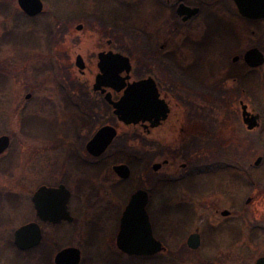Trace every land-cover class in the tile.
Returning a JSON list of instances; mask_svg holds the SVG:
<instances>
[{
	"label": "rangeland",
	"instance_id": "obj_1",
	"mask_svg": "<svg viewBox=\"0 0 264 264\" xmlns=\"http://www.w3.org/2000/svg\"><path fill=\"white\" fill-rule=\"evenodd\" d=\"M41 1L43 13L27 18L16 0H0V136L11 139L0 156V264H54L55 254L68 247L81 251V264H254L264 255V242L255 235L264 227V65L247 71L242 61L233 64L232 60L254 47L264 53V24L241 21L230 0H215V6H204L190 24H176L177 28L171 21H161L149 0ZM79 25L83 28L77 31ZM19 37L30 43L20 44ZM107 40L112 41L111 49L130 58L134 79L152 75L171 104L184 108L186 128L191 126L186 120L211 128L216 147L223 146L220 151L243 157L239 166L247 171L246 185L228 187L227 181L236 173L233 170L224 174L227 186L223 191L214 188L206 196L187 193L178 182L158 183L177 179L183 174L180 165L188 162L178 154L171 157L168 151L160 155L164 145L177 146L170 143L182 127L175 118L148 137L140 126L114 121L105 107L95 111L98 115L89 112L92 116L88 115L84 127L78 116L65 112L62 87L74 101L84 94L101 100L90 95L97 74L96 54L109 49ZM78 55L87 64L84 76L75 67ZM191 69L199 84L179 74ZM28 93L31 98L26 100ZM240 101L259 113L256 129L249 131L243 125ZM34 116L39 117L38 124L50 128L51 140L25 135L22 120ZM108 123L116 127L118 136L108 151L106 168L96 175L84 145ZM76 128L80 130L75 133ZM70 153L87 164L88 183L99 196H92L89 188L76 191L77 169L69 166ZM166 158L169 165L148 183L151 165ZM258 158L261 162L255 166ZM125 161L134 165V174L114 193L112 186L118 180L108 169ZM235 162L239 158L216 164ZM62 182L77 193L73 201L76 222L45 226L39 247L19 251L13 245L14 232L34 221L33 192L42 184ZM139 188L151 193L147 211L154 235L165 247L153 257H128L116 247L121 214ZM223 210L231 215L222 218ZM197 228L202 246L193 252L186 241Z\"/></svg>",
	"mask_w": 264,
	"mask_h": 264
},
{
	"label": "flooded vegetation",
	"instance_id": "obj_2",
	"mask_svg": "<svg viewBox=\"0 0 264 264\" xmlns=\"http://www.w3.org/2000/svg\"><path fill=\"white\" fill-rule=\"evenodd\" d=\"M149 1H151V3L153 4V8L155 9L156 14H158L160 17H162L161 21L163 20L165 22V24H167L168 21H171V24H173V26L176 28L178 27L176 24L182 25V26H186V25L190 24L194 19H196L202 13L204 6H215L216 5L215 0L214 1L213 0H149ZM230 1L233 3L236 14L238 15L239 19H241V21H244L247 24L248 23H263L264 24V19L251 20V19H248L246 17L241 16L237 10V7H236L234 1L233 0H230ZM16 4H17V0H16ZM17 7H18V4H17ZM18 9L20 10L19 7H18ZM20 12L27 18H35V17H29V16L25 15L21 10H20ZM207 16H206L205 23H206V21H208ZM79 26H81L83 28L82 25H79ZM82 28H81V30H82ZM207 28L209 29V26L206 23V30H207ZM76 30L80 31L77 28H76ZM263 37H264V34H263ZM3 42H5V41H3ZM18 42L20 44H29L30 43V41H18ZM106 44H107V47H109V49L106 51H101V52L96 54L97 74L94 76V83L92 85L91 95H90V96L98 95L101 98V100H99V102H96L91 97H89V95L84 94V96H82V98L74 101L71 96L67 95V93H66L67 89L65 87H62L61 91L64 93V96L66 95L64 100L67 102L64 104L65 109L67 110L65 112H67L71 116L74 114L76 116H78V120L80 121L81 126L84 127V126L88 125L87 123H88V115H89L88 113L89 112H93V111L95 112V111H98V109L105 107L108 111V114H110L112 116V119H114V121H116L117 123L122 124L124 126H140L145 131V133L148 137H152L151 134L153 131H155L156 129H161V128L166 127L168 122L175 118L176 125H178V122H180L179 124H182V127L179 128L178 135L175 137L174 140H171L170 143L173 144L176 142L177 146L172 147L169 145L168 146L164 145L165 148H164V146L162 147L160 155H162V154L165 155V154H167V151H168L170 153L171 157L176 158L177 154H178L182 158H187L188 162L182 163L180 165V170L183 171V174H181L177 179L165 178L163 180L162 179L159 180L158 183L167 184V183L178 182L181 185L182 189H185V191L187 193H190L194 196L195 195L196 196L210 195L216 191L215 189H218L219 191H223L222 190L223 186L226 187L228 185V187L231 188L232 186H234V184H235V186H239L240 184H242L241 182H243V184L246 185L247 171L239 166L241 164L243 157L242 158L241 157H232L230 152L224 151L225 149L223 151H220L223 149V146L220 145L219 149L216 147L215 136H214V133L211 130V128L205 129L203 127H200L198 123H196V125H195L193 123V120L192 121L186 120V122L188 124L189 123L191 124V126H189V128H186V126L183 125V123H185V119H184L185 116L183 113L184 108H182L180 105H174L173 106L171 104V100H169L168 96H167L168 94L162 88H160V84L156 81V79L152 75H148L145 78L134 79L132 76V70L133 69H132L131 60L129 57H127L125 55H123V56H125L129 59V63L131 66V71L128 74L129 79L126 80V82H125L126 85L136 83L139 81H143V80L151 79L153 81V84H154L156 90H157V93L159 95V99L165 103V106L168 109V111L166 113L165 118L159 119L156 114H153V115L150 114L145 122H139L137 124L127 125V124H124L123 122H121L120 120H118L117 116L114 114V107L110 104V102H108L106 100V96L109 94L110 100L112 102H118L120 100V98L123 96L125 88H123L121 91H117L114 88L109 87V86H101L98 90H96V91L94 90V86H95L97 76L102 75L100 69L98 68L99 55L100 54H108V53L122 55L121 53L116 52L110 48V47H112V41L111 40H107ZM162 48H163V46L161 47V49ZM254 48H257L259 51H261L258 47H254ZM248 50H250V49H247L241 57L236 56V57H238V60H236V61L232 60L233 64H237L239 61H242V67L244 66V68L247 69V71H248V69L253 71V70H256V69H259L260 67H262L264 64L258 68H255V69L249 68L247 66V64L244 61V55ZM263 55H264V53H263ZM77 57H80L82 60V63L84 66V68L82 70H79L78 67L76 66ZM77 57L75 59V67L78 69V73L81 76H84L86 74L87 64L85 63V60L81 55H78ZM247 71H246V75H247ZM179 74L184 79L190 80L193 83H196V84L200 83V81H198L199 80L198 75L196 73H193L192 69L189 70L188 72L184 70V71L180 72ZM126 75L127 74L125 72H123L119 76L125 77ZM81 93L83 94V89H81L80 94ZM27 96H29V97L27 98ZM30 98H31V94L28 93L25 96V99L29 100ZM82 101H83V103H82ZM87 102H89L90 104H87ZM239 105H240V110H241L242 123L245 126L246 130H248L247 125L243 121V109H242V107L246 106L247 107L246 111L248 113H250L251 115H259V113L255 112L254 109L249 110L248 105L243 103V101H240ZM172 106L174 107L176 113L173 112L174 110H173ZM95 113L97 114V112H95ZM89 116H92V114ZM32 118H33V122L31 123ZM52 120H54V119H52ZM38 122H40L39 117L34 116V117L24 118L22 120V123H23L22 129L25 132V135L29 136V137H33V138H38V139L51 140L52 133L49 132L50 128H46L45 126L38 124ZM258 123L260 126V115H259ZM106 126L113 127L116 130L115 139L108 146L106 151L104 153H102L101 155L93 156V155L89 154L87 149H86L88 142L93 138V136L96 134V132L99 129L106 127ZM99 129H97L95 131V133L90 137L89 140H87V142L84 145L85 155L91 161L90 166H92L93 168L96 169V172L93 173L96 175L102 174L101 173L102 170H104L106 168L105 160L110 158L108 151L113 146V144H114V142L118 136L117 129L113 124H109V123L105 124L104 126L100 127ZM79 130H80V128H76V130L74 129L75 133ZM3 136L9 138V146H8V148H9L10 144H11V139L8 135H1L0 137H3ZM8 148L2 154H0V156L5 154V152L8 150ZM70 154L71 155H70V160H69V166H70V164H72L73 166L75 165L74 167H75V169H77V171L75 172V173H77V175H76L77 181L75 184V188L77 189L76 191L82 192L83 189L87 190V188H89L90 194L92 196H95V195L99 196L98 192H96L95 189L88 183L89 179H88V173L86 171L87 169H84V167H87V164H82L83 162L78 160L79 156H76L75 153H70ZM218 154H223V156L225 158H223V157L219 158L217 156ZM116 156H118V154ZM217 157H218V159H215ZM231 157L234 159L239 158V162L231 163L234 165L227 164V163L223 164V165L222 164H216V162H219L221 159H226V160L230 161L232 159ZM125 162L126 163L114 164V165L110 166V168L108 169L109 172L118 180V182L112 186L114 193L118 191L119 187L127 184L129 182V180L131 179L132 175L134 174V165H132L130 162H127V161H125ZM73 163H75V164H73ZM76 164H78L79 166H77ZM119 165H126L129 168L130 174H129L128 178H125V179L120 178L113 171V167L119 166ZM155 165H160V167L154 168ZM168 165H169V158H166L161 163L152 164L151 165V172L152 173L149 176H146L147 182L150 183L149 180L152 179V177L154 175L161 174L162 169ZM230 170H233L236 172L235 175H233V180L235 179V183H233L232 182L233 180L231 179V180L227 181V185H224V183H223L224 174ZM162 175H163V173H162ZM103 176H105V175H103ZM238 180H239V182H237ZM216 184H218V185H216ZM61 186H63L70 194L69 200L67 202V211L69 212V216H70L71 220L70 221L69 220H61L59 223H56V224H53V223L48 222V221L45 222L39 217L38 211H37L35 204L33 202V198L35 197L36 193L41 188L58 189ZM138 190H143L148 194L147 206H148V204H150V202H151L150 191L148 189L139 188V189L135 190L130 195L125 207L127 206L128 202L130 201L131 196L135 192H137ZM76 191L75 190L73 191L69 187V185L67 186V184L65 182H62V183L57 184L56 186L55 185H49V184H42V185L38 186L36 188V190L33 192L32 196H31V203H32L33 210H34V221H31L28 223H35L39 226V229H40L41 235H42V240H41L40 245L42 244L43 240L45 239L44 234H43V229L45 226H51V227H57L58 226L59 227L63 224L72 225L76 222V218L73 215V213H74L73 201L77 195ZM250 202H251V198L247 199L246 205L249 204ZM178 205L181 207H184V208L186 207V204H184L182 202L179 203ZM146 211H147V207H146ZM224 211H227V210H223L222 212H220V216L222 218H228L231 215V212L227 211V212H229V215L226 217H223L222 213ZM147 214H148L149 218H151L149 211H147ZM150 221H151V219H150ZM119 222H120V220H119ZM28 223H26V224H28ZM23 225H25V224H23ZM92 227H93V224H92ZM261 228H262L261 231L256 232L255 235L257 236V240L260 239L261 242H264V227H261ZM118 230H119V226H118ZM117 234H118V231H117ZM117 234H116V236H117ZM192 234H199L200 242H201V246H202V234L200 233L199 228H197ZM192 234H189L188 237ZM201 246H200V248H201ZM198 250H196V251H198ZM196 251H193V252H196ZM80 254H81V251H80ZM260 257H264V255H260L258 258H260ZM80 264H81V261H80Z\"/></svg>",
	"mask_w": 264,
	"mask_h": 264
},
{
	"label": "water",
	"instance_id": "obj_3",
	"mask_svg": "<svg viewBox=\"0 0 264 264\" xmlns=\"http://www.w3.org/2000/svg\"><path fill=\"white\" fill-rule=\"evenodd\" d=\"M239 14L251 20L264 19V0H233ZM20 10L29 17H35L44 10L41 0H17ZM81 26L77 29L81 30ZM238 60L234 57L233 61ZM244 61L249 68L255 69L264 64V55L257 48L248 50L244 55ZM113 64V65H112ZM76 66L79 70L84 68L80 57L76 59ZM102 75H98L94 90L101 86H109L117 91L125 88L123 96L118 102H112L110 95L106 100L114 107V114L124 124H137L145 122L150 114H156L158 118H165L168 109L165 103L159 99L157 90L151 79L143 80L126 85L129 79L131 66L129 59L120 54H100L99 64ZM125 72V77H120ZM29 96H27L28 98ZM243 121L247 129L253 130L259 126V115H251L243 106ZM116 137V130L113 127L99 129L93 138L88 142L86 149L89 154L99 156L106 151L108 146ZM9 146V138L0 137V154ZM261 158L254 163L258 166ZM160 165H155L158 168ZM113 171L120 178L129 177V168L126 165L113 167ZM70 194L63 187L58 189L41 188L33 198L39 217L45 222L53 224L61 220H71L67 211V202ZM148 194L143 190L135 192L125 207L120 219L119 232L116 237L117 249L128 257H153L165 251L162 243L153 235L152 225L146 212ZM229 215L224 211L223 217ZM42 240L39 226L29 223L21 226L14 232L13 243L20 251H27L37 247ZM187 247L196 251L200 248L199 234H192L186 242ZM81 254L77 248H65L59 251L54 257V264H80ZM254 264H264V257L258 258Z\"/></svg>",
	"mask_w": 264,
	"mask_h": 264
},
{
	"label": "trees",
	"instance_id": "obj_4",
	"mask_svg": "<svg viewBox=\"0 0 264 264\" xmlns=\"http://www.w3.org/2000/svg\"><path fill=\"white\" fill-rule=\"evenodd\" d=\"M22 39H24V38H23V37H19V40H20V41H23ZM24 41H26V39H25Z\"/></svg>",
	"mask_w": 264,
	"mask_h": 264
}]
</instances>
